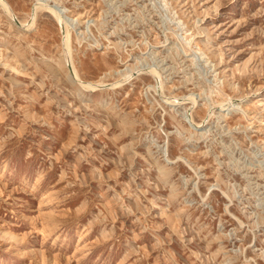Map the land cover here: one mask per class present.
Wrapping results in <instances>:
<instances>
[{"label":"rangeland","instance_id":"1","mask_svg":"<svg viewBox=\"0 0 264 264\" xmlns=\"http://www.w3.org/2000/svg\"><path fill=\"white\" fill-rule=\"evenodd\" d=\"M5 1L0 264H264V0Z\"/></svg>","mask_w":264,"mask_h":264},{"label":"bare ground","instance_id":"2","mask_svg":"<svg viewBox=\"0 0 264 264\" xmlns=\"http://www.w3.org/2000/svg\"><path fill=\"white\" fill-rule=\"evenodd\" d=\"M40 2V1H39ZM0 4L2 5V7H3V9L11 16V17H13V19H14V16L15 15H13V10H12V8H11V6L5 1V0H0ZM36 6V5H35ZM45 7L46 8H49V10H50V7L47 5H45ZM48 10V9H47ZM51 11V10H50ZM53 11V10H52ZM54 13L53 14H55V16L57 17V18H59L58 20H60L61 21V23L62 22H64V19H63V16L61 15V13H59V12H57L56 10L55 11H53ZM17 19V18H16ZM59 22V21H58ZM24 24V23H23ZM66 25H67V22H66ZM22 26V25H21ZM61 26V25H60ZM23 27V26H22ZM64 31V30H63ZM66 32H67V43H66V45L69 47V43H70V36H69V31H68V29L66 30ZM66 46V47H67ZM64 50H66V49H64ZM70 56H71V58H72V55H71V52H70V50L69 51H67L66 50V55H65V58H66V62H67V64H68V73H69V76L71 77V79L70 80H73V76L75 75V76H79L78 75V72H77V70H76V68H75V65H74V63H72V65L70 66V63H69V60H70ZM7 65V64H6ZM128 77V76H127ZM125 78H126V76H125ZM124 78V79H125ZM76 79V78H75ZM123 79V80H124ZM77 81V80H76ZM118 81H120V80H118ZM117 81V82H118ZM82 82H84V81H82ZM121 82V81H120ZM119 82V83H120ZM80 83H81V81H80ZM122 83V82H121ZM81 84H83V83H81ZM84 85V84H83ZM87 85V84H86ZM113 85V84H112ZM116 85V84H115ZM98 85H96V84H93V85H90V86H88L89 87V89L91 88L92 90H93V88H95V87H97ZM102 86V85H101ZM84 87V86H83ZM100 87V86H99ZM87 88V87H86ZM227 105V104H226ZM210 115V114H209ZM208 115V116H209ZM202 123V122H201ZM191 124H192V126L193 127H200V123H196V122H194V121H192L191 122Z\"/></svg>","mask_w":264,"mask_h":264}]
</instances>
